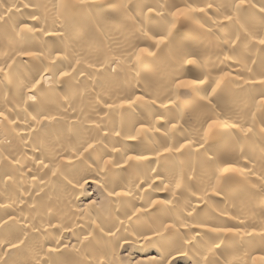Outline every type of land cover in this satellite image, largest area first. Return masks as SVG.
<instances>
[{
  "label": "bare ground",
  "instance_id": "6f19581e",
  "mask_svg": "<svg viewBox=\"0 0 264 264\" xmlns=\"http://www.w3.org/2000/svg\"><path fill=\"white\" fill-rule=\"evenodd\" d=\"M63 2L0 0V257L264 264L259 0Z\"/></svg>",
  "mask_w": 264,
  "mask_h": 264
},
{
  "label": "snow or ice",
  "instance_id": "6c2138e0",
  "mask_svg": "<svg viewBox=\"0 0 264 264\" xmlns=\"http://www.w3.org/2000/svg\"><path fill=\"white\" fill-rule=\"evenodd\" d=\"M246 3V0H239V4H240V6H243L244 4ZM259 3L262 5L261 7H260V9H259V12L260 13H262V14H264V0H259ZM60 7L61 8H66V7H70V5H66L64 2H63V0H61V4H60ZM207 7L209 8V9H211L212 8V4H208L207 5ZM196 9H193V11H195ZM204 9H199V11H203ZM225 20H228V21H231V20H233V17L231 16V15H228V16H226L225 17ZM0 21H3L4 23H7V21L5 20V18L3 17V16H0ZM238 23V22H237ZM242 27L243 26H240V30L242 31ZM20 31L23 33V32H27V31H31V29H29V28H27V27H24V28H21L20 29ZM243 34V33H242ZM244 35V37H245V39H247L248 37H247V34H243ZM237 39L238 40H240L241 39V37L240 36H237ZM252 39L253 40H255V42L256 43H258V44H260L261 46H264V35H262L261 36V38H259L258 40H256V34H254L253 36H252ZM161 43H164V41H163V39H161V41H160ZM241 42H243V41H241ZM144 53H146L148 56H152L153 55V53L152 52H149L148 51V49H143L142 50ZM29 55H30V53H28ZM189 63H192V61H188ZM5 72V67H0V73H4ZM63 75L64 76H68L69 75V73L68 72H64L63 73ZM224 79V77H221V80H223ZM259 83L260 84H264V79H261L260 81H259ZM179 87H183L184 85H178ZM33 88H35V84L33 85ZM109 107H112V105H109ZM38 123H39V121H38ZM236 125H233V127H235ZM214 127V124H209V131H211L212 130V128ZM246 131L247 132H249V133H251L252 131H253V129L251 128V127H249V128H247L246 129ZM117 135H119V133H117ZM136 137H132V139H135ZM89 147H92V145H89ZM181 147H184L183 145L181 146ZM173 151V149H171V148H165L164 149V152L165 153H170V152H172ZM176 151H180V149H176ZM129 159L130 160H135V159H141V160H143V159H148V157H145V156H139V157H137V156H130L129 157ZM109 163H110V161H109ZM235 171H239L238 169H235V168H224L223 170H222V173H221V175L223 176V175H225V174H227V173H229V172H235ZM218 183H219V181H218ZM170 227V226H169ZM211 231H213V232H223V233H229V232H231V229L230 228H212V229H210ZM19 247V245L18 244H15V243H12V244H9L8 246H6L5 248H4V253H5V255H7V254H9L13 249H16V248H18ZM217 247H218V245H217ZM54 251V249H49V252L51 253V252H53ZM169 256H171V253H169ZM205 259H208L207 257H205ZM0 260H3V264H8V261L6 260V259H4V257H0ZM44 264H49V261L47 260V259H45V261H44ZM161 264H176V262H175V258H173L171 261H169V258L167 257V256H165L164 258H163V260L161 261ZM208 264H219V262L218 261H211V260H209L208 261Z\"/></svg>",
  "mask_w": 264,
  "mask_h": 264
}]
</instances>
